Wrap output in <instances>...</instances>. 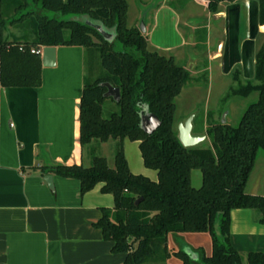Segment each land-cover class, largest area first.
Instances as JSON below:
<instances>
[{
  "label": "trees",
  "instance_id": "trees-1",
  "mask_svg": "<svg viewBox=\"0 0 264 264\" xmlns=\"http://www.w3.org/2000/svg\"><path fill=\"white\" fill-rule=\"evenodd\" d=\"M210 13L222 1L206 0ZM258 3V24L264 25V0ZM127 0H0V84L3 87L41 86L42 62L31 49L83 47L99 54L103 73L85 80L79 104V143L116 141L113 165L93 155L83 164L41 166L44 176L55 174L76 179L83 196L97 185L111 194L114 205L101 208L94 226L113 253L125 255L123 264H244L230 236L233 210H257L264 223V196L251 195L245 187L258 151L264 154V38L254 56L253 80L241 83L236 69L233 96L257 92L256 102L247 107L236 127L213 123L205 131L210 146L184 147L174 129L175 98L190 79L189 72L151 50L145 34L127 24ZM86 21L100 24L113 34L111 42ZM16 25L24 32L8 41L6 31ZM25 38V39H24ZM29 38V39H26ZM109 82L120 89L117 110L103 117ZM160 120L151 135L140 128L144 108ZM138 142L143 166L156 172L152 180L133 174L128 166L123 141ZM201 173V185L191 184V172ZM138 199V205L134 202ZM184 233H208L212 250L192 249L196 258L179 248L170 251L168 240ZM245 264H264V251H250Z\"/></svg>",
  "mask_w": 264,
  "mask_h": 264
},
{
  "label": "crops",
  "instance_id": "crops-1",
  "mask_svg": "<svg viewBox=\"0 0 264 264\" xmlns=\"http://www.w3.org/2000/svg\"><path fill=\"white\" fill-rule=\"evenodd\" d=\"M184 1L203 6L205 18L187 13L183 26L191 35L186 38L180 29L182 13L167 5L169 0H159L147 15L151 17L146 25L149 48L175 62L185 58L186 64L194 65L199 57L194 48L204 44L208 61L204 70L210 72L218 62L223 73L238 69L240 76L253 78L257 41L264 37L258 3L221 2L218 11L210 13L203 1ZM203 29V38L198 39ZM55 51V65H42L40 87L0 84V264H123L125 255L113 253L112 243L94 226L101 208L113 207V196L101 193V185L81 196L78 180L55 174H50V189L37 169L90 163L79 143V104L84 82L95 67V54L79 46L55 47ZM129 143L124 140L123 147ZM135 145L138 148V142ZM254 211L230 214L231 241L245 257L250 251H264L262 214ZM181 237L169 238L170 251L202 248L205 255L211 254V238L207 252L202 244L181 243ZM168 263L180 261L171 258Z\"/></svg>",
  "mask_w": 264,
  "mask_h": 264
},
{
  "label": "rangeland",
  "instance_id": "rangeland-1",
  "mask_svg": "<svg viewBox=\"0 0 264 264\" xmlns=\"http://www.w3.org/2000/svg\"><path fill=\"white\" fill-rule=\"evenodd\" d=\"M159 0H127L128 12H127V24L129 27H137L140 30L141 21L144 20L145 12L148 9L153 10L156 7ZM201 1V0H199ZM202 2V1H201ZM202 4H205V2ZM167 5H171L173 9L182 13L180 29L182 28L184 37L188 38V29L183 26L186 21V15L190 11L194 13L196 19H204L205 13L203 6L193 5L188 6V3L184 0H169ZM207 10V9H206ZM204 11V12H203ZM180 15V14H179ZM147 22L151 21L150 16H146ZM149 30V28H148ZM206 30H201L198 35V39L203 38L202 33ZM24 30L17 28L16 25H9L6 31V37L8 41H12L13 38H18L22 35ZM147 41L150 36L145 33ZM263 36L259 37L257 41V50L263 40ZM25 39V38H24ZM29 39V38H26ZM186 49L187 51V47ZM195 49V53L198 54V59L195 63L186 64V59L176 61V64L186 68L190 74L189 81L182 88L180 94L175 98V115H174V129L178 136L177 126L179 123L184 122L189 116L193 115L192 120V133L204 134L206 129L213 123H221L224 119L225 124L231 127H236L240 119L249 105L256 102L258 98L257 92H252L247 97L233 96L229 94V89L232 86H236V82L233 80L232 70L230 73H223L218 62L212 64L210 72L207 67L208 61L206 58V46L198 43ZM185 51V52H186ZM193 51V50H192ZM94 69L88 76L87 80L92 81L100 74L103 73V69L100 64L99 54H95L94 57ZM189 65V68L188 66ZM194 69L195 71H193ZM238 70V69H237ZM239 71V70H238ZM240 72V71H239ZM96 76V77H95ZM241 83L253 80L246 76H240ZM117 110L116 103L108 98L103 105V117H108L109 114ZM210 141L207 137L204 141L200 142L196 147L204 148L209 147ZM116 141H109L102 145L98 141H94L90 145L84 146L83 155L86 160H90L93 155L103 156L107 159L108 165H113V156L117 149ZM124 153L130 163V168L133 174H142L155 180V172L149 171L143 167L142 161L140 160L139 149L136 147L135 142L129 143L128 146L123 147ZM144 171V173H143ZM192 175V186L199 187L201 185V173L198 170H193ZM245 192L251 195L264 196V154L258 151L254 168L250 175V178L245 187ZM254 212H258L257 210ZM180 242L188 245H203L206 251L209 252L211 249L210 237L208 233H184L181 234ZM209 238V239H208ZM197 243V244H196ZM243 257V263L245 264V256Z\"/></svg>",
  "mask_w": 264,
  "mask_h": 264
},
{
  "label": "water",
  "instance_id": "water-1",
  "mask_svg": "<svg viewBox=\"0 0 264 264\" xmlns=\"http://www.w3.org/2000/svg\"><path fill=\"white\" fill-rule=\"evenodd\" d=\"M149 11L150 9H148V11L145 12L144 20L141 21L140 24V31L142 34L146 33V18H147L146 16L148 15ZM86 23L94 27L103 36V38L106 41L111 42L113 40V34L106 31L102 27V25L95 24L89 21H86ZM55 52H56L55 47H45L43 49L41 62L44 67H53L55 65ZM100 86L106 89V92L103 95L104 98L107 99L110 98L115 103H118L120 101L119 88L112 86L109 82H102L100 83ZM144 112L145 113L140 114V128L145 134L151 135L160 126V120L156 115L149 113L147 107L144 108ZM192 120H193V115L189 116L184 122L179 123L177 126L178 140L186 148L195 147L200 142L206 139L205 133L204 134L192 133ZM221 123L222 124L225 123L224 119ZM44 181L46 182V184L50 189L53 188L52 176L50 174L44 177ZM139 201H141V199L136 200L134 204L138 205ZM185 252L194 258L197 257V255L189 249H185Z\"/></svg>",
  "mask_w": 264,
  "mask_h": 264
},
{
  "label": "built area",
  "instance_id": "built-area-1",
  "mask_svg": "<svg viewBox=\"0 0 264 264\" xmlns=\"http://www.w3.org/2000/svg\"><path fill=\"white\" fill-rule=\"evenodd\" d=\"M44 48L40 47V48H37V49H31L30 52L33 53V54H36V55H39L40 57H42V51H43Z\"/></svg>",
  "mask_w": 264,
  "mask_h": 264
},
{
  "label": "flooded vegetation",
  "instance_id": "flooded-vegetation-1",
  "mask_svg": "<svg viewBox=\"0 0 264 264\" xmlns=\"http://www.w3.org/2000/svg\"><path fill=\"white\" fill-rule=\"evenodd\" d=\"M201 1H203V3L205 2V6H206V9H207V6H208V2L206 1V0H201ZM236 1V0H235ZM234 1V2H235ZM256 1V0H255ZM222 2H227V3H230V2H228V1H222ZM257 2V1H256ZM221 3V2H220ZM231 3H233V2H231ZM219 5V4H218ZM261 26V25H260Z\"/></svg>",
  "mask_w": 264,
  "mask_h": 264
}]
</instances>
